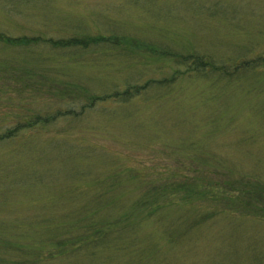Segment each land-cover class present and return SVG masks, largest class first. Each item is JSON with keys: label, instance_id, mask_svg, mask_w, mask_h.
I'll return each mask as SVG.
<instances>
[{"label": "rangeland", "instance_id": "obj_1", "mask_svg": "<svg viewBox=\"0 0 264 264\" xmlns=\"http://www.w3.org/2000/svg\"><path fill=\"white\" fill-rule=\"evenodd\" d=\"M3 33L41 39L0 40V259L94 219L46 264H264V0H0Z\"/></svg>", "mask_w": 264, "mask_h": 264}, {"label": "trees", "instance_id": "obj_2", "mask_svg": "<svg viewBox=\"0 0 264 264\" xmlns=\"http://www.w3.org/2000/svg\"><path fill=\"white\" fill-rule=\"evenodd\" d=\"M5 34L4 36H2L0 34V40L3 41L4 45H15V44H33L36 43L38 40H40L41 38H39L38 36L36 37H29V39H25L26 42H20L19 38H12L13 36L3 33ZM14 40H16V43H12ZM32 42V43H31ZM263 58V57H260ZM262 61V63H264L263 59H260ZM252 62V61H250ZM182 63H184L185 65L188 64L189 68L192 69H199L203 72H207L209 70L211 71H215L218 73H227L229 74L231 71H227L225 67L223 66H219L218 64L215 65H211L208 61L203 60L200 57H195V56H190L187 59H184L182 61ZM249 63H240L237 64L235 66V70H239V69H243L245 67L248 66ZM234 70V71H235ZM229 72V73H228ZM231 74V73H230ZM174 80V79H173ZM162 85H167L166 83H170L172 82L171 80H167L165 79L164 81H159ZM142 90L137 89L136 87L131 89L129 88L128 90H125L122 93V97L123 98H128L129 96H131V94H135L136 96L139 95L141 93ZM97 100V98L92 97V100L90 102H92L91 105L94 104V102ZM40 122H43V125L47 124L46 120H42V116L40 117L38 116H28L25 117L24 120L22 122H20L19 125H17L16 127H14L12 130L11 128H8V136L11 135L12 137H14V135L23 130L24 128H32L34 126H36L37 124H39ZM45 123V124H44ZM213 211H215V209H211ZM213 211H208L205 213V215L207 214V216L209 215H213ZM109 226V223L106 221H102V222H97L94 219H89L86 222V227L83 231L79 232L77 235L75 236H68L66 239L64 238H59L56 239L55 241L52 242V246L51 247H47V248H39L38 250H30L27 246H25L23 243H21L20 241H15V240H11V241H4L7 240L6 237H4L2 240L4 241L3 245H7L6 247H9V249L12 250L13 254L16 253L15 255H17L16 257H14V260H12V258H6V253L4 254L5 258H1L0 262L3 261H7L9 263L13 262L12 264H46V260H53L55 258H57L58 256L63 255V252L68 250V248H66L67 245H70V250L72 252L74 251H78L82 246H91L93 248L94 246V241L93 240H97L98 238H101L105 235H107V227ZM64 230V224L62 223L61 225L56 227V231L58 230ZM23 236L20 237V235L18 236H13V238L16 239H21ZM24 239V238H22ZM65 242V243H64ZM54 243V244H53ZM24 248V249H23ZM8 251V250H7ZM11 252V251H8ZM26 253H28V256L30 258L27 257ZM31 253V254H30Z\"/></svg>", "mask_w": 264, "mask_h": 264}]
</instances>
